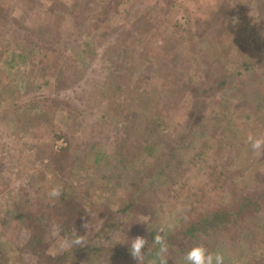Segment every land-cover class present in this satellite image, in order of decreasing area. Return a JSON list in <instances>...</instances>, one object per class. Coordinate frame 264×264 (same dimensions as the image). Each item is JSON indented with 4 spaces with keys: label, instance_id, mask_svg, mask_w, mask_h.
I'll list each match as a JSON object with an SVG mask.
<instances>
[{
    "label": "rangeland",
    "instance_id": "374dc122",
    "mask_svg": "<svg viewBox=\"0 0 264 264\" xmlns=\"http://www.w3.org/2000/svg\"><path fill=\"white\" fill-rule=\"evenodd\" d=\"M0 12V264L43 263L30 252L17 257L32 237L19 211L27 202L55 215L45 219L53 255L75 246L65 247L54 227L57 208L83 201L88 212L68 226L87 234L86 252L67 264H106L88 251L123 248L126 233L153 242L156 231L135 220L164 226L169 237L189 207H209L230 187L212 179L214 170L232 172L243 195L264 188V157L245 143L264 134V76L244 68L246 60L264 67V0H1ZM194 93L199 103L189 102ZM192 111L200 123L192 129L208 135L198 149L185 138V181L154 177L160 156L144 147L161 149L155 143L168 136L170 151ZM182 181L185 193L176 194ZM54 186L63 189L55 200L47 195ZM256 194L261 212L239 218L212 246L227 264H264V195ZM133 199L135 210L127 209ZM180 243H169L168 264ZM110 260L129 262L114 253Z\"/></svg>",
    "mask_w": 264,
    "mask_h": 264
},
{
    "label": "trees",
    "instance_id": "16d2710c",
    "mask_svg": "<svg viewBox=\"0 0 264 264\" xmlns=\"http://www.w3.org/2000/svg\"><path fill=\"white\" fill-rule=\"evenodd\" d=\"M1 1V0H0ZM4 14L0 12V17H2ZM1 19V18H0ZM220 36V35H219ZM219 40V39H218ZM3 52L0 49V54ZM261 61V60H260ZM260 61H245L244 62V68L246 70L250 68H254L256 70L257 74H261L264 76V67H259ZM258 67L260 68L258 70ZM244 70V69H242ZM241 72V71H240ZM242 73V72H241ZM228 80L223 79L219 82V85L214 86L212 85L209 88L202 89V94L208 93L214 88L218 86H223L227 84ZM195 90H199L198 87H194ZM195 94V93H194ZM198 96H203L200 94H195L194 97L192 96L189 102H195L199 103L201 99L198 98ZM244 98H247L244 96ZM260 100V99H259ZM205 101V100H204ZM262 101V99L260 100ZM264 104V102H262ZM196 115L192 111V120L186 123V131L184 134H181L179 138L177 139V142H175L174 148H172L170 151L166 149V146H168V136L164 137L160 142L158 141L155 143V145L159 146L161 144H164L161 149L153 148L151 146L144 147V149L147 150L149 155H155V153H158V156H160V162L158 163V166L156 168V171L153 172V176H169L171 173H175L172 176H180V179L177 180H184L186 179L188 168V162L184 157L181 156V153L179 152L182 147H187L186 144L188 142L187 139H190V136H193V147L199 148L200 143H204V137H206L208 134L207 132L203 131L202 127L200 125L194 130L192 129L194 126H196L197 123L195 121ZM133 123L127 124L125 127L126 129H130L132 127ZM162 136V135H161ZM187 140V142H186ZM230 141V140H229ZM125 146V144H123ZM191 148V147H190ZM125 146V152L126 154H130L131 150L126 151ZM203 153L198 154V156H202ZM163 156V157H162ZM163 158V160H162ZM97 160H99L97 158ZM166 160V161H164ZM164 162V163H162ZM234 175L232 172L220 169V170H214L211 173L212 179L214 178L218 183H225V185L230 186L224 188V191L219 197H210L207 199V204L209 207H206L204 209H197L195 206L190 209V207L186 210L185 216L182 219L181 226L172 234L169 235L168 241L169 243H175L180 241L181 251L187 250L188 248L197 245V244H205L209 247V249L213 250L212 246L217 243V240L228 234H232L233 230H231L232 227H240V220L246 218L247 216H253L255 213H259L262 210V203L260 204L259 198L256 193L259 192V194L264 195V188L261 189L260 186L256 189L255 192L249 195H243L242 191L236 189L233 187L235 185V181H230V177ZM177 183V182H176ZM185 187L186 184H183V181L179 185L178 188H175L174 192L176 194H182L185 193ZM169 187L167 189L168 192L171 191ZM137 198H142V194H139ZM28 203V202H27ZM23 204L21 210L22 216L25 223L29 225L30 230L32 232V237L28 240V242L25 243L22 247L18 249L17 257L18 260H21L23 256L30 252L34 257L43 259V263L41 264H67L69 262V257L73 254H84L86 252L85 245L84 246H74L72 248H69L65 251H63L60 254H48L45 250V244L47 240V225L45 224V219L55 217L53 216V212L44 210L43 205L39 204L35 206V204ZM65 207L63 208H57V221H54V227L56 230L58 229L59 232L63 233L64 235L68 236L70 235L71 229L76 228V223L72 224V226H68V221L74 220L78 221V216L81 215L85 211V203L83 201H71L70 199L67 200L65 203ZM190 206V205H187ZM47 208H50L47 206ZM136 203L135 199L131 201L127 205V209L135 210ZM203 208V207H201ZM192 211L195 212L194 215H192ZM235 223V225H230V223ZM239 222V224H238ZM50 224V223H49ZM46 226V227H45ZM232 226V227H231ZM230 227V228H229ZM237 227V228H238ZM229 228V229H228ZM236 231V230H235ZM238 233V231H237ZM129 239L132 238V236L127 235ZM151 245V242L148 241V246L144 249L145 251H148V247ZM119 246V245H118ZM118 246L110 248V247H92L88 253L97 252V256H107L105 258L106 264H109L111 255L114 254H121L122 256H125V258L129 261L128 264H132V256L129 254L128 251V245L125 244L123 248H119ZM238 246H241V243H238ZM86 247H88L86 245ZM179 250V253L181 252ZM24 264V262H22Z\"/></svg>",
    "mask_w": 264,
    "mask_h": 264
},
{
    "label": "clouds",
    "instance_id": "9594fccd",
    "mask_svg": "<svg viewBox=\"0 0 264 264\" xmlns=\"http://www.w3.org/2000/svg\"><path fill=\"white\" fill-rule=\"evenodd\" d=\"M245 143L254 156L264 157V134H248ZM62 192L61 186H54L48 191L47 195L50 199L55 200L62 195ZM134 222L147 223L149 224V230L156 231L154 240L148 247L150 255H146L144 252V249L148 246V240L145 236H136L129 239L126 233L122 238H119L118 243L128 245L129 254L138 261V264H168L169 257L175 253V250L169 245L167 229L164 226L153 228L147 218H139ZM88 226L89 224L86 225L87 228ZM86 235H80L73 229L71 234L66 236L64 246L82 247L87 244ZM112 238L110 236V239ZM175 264H227V256L222 249L211 250L207 245L201 243L181 251L178 257L175 254Z\"/></svg>",
    "mask_w": 264,
    "mask_h": 264
}]
</instances>
